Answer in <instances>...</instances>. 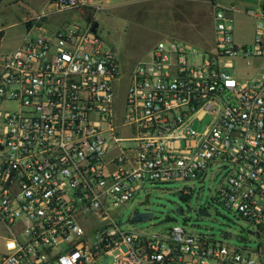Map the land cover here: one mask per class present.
<instances>
[{
	"label": "built area",
	"instance_id": "built-area-1",
	"mask_svg": "<svg viewBox=\"0 0 264 264\" xmlns=\"http://www.w3.org/2000/svg\"><path fill=\"white\" fill-rule=\"evenodd\" d=\"M102 4L47 0L0 47V264H264V4L215 1L212 50L161 40L129 69L99 34ZM234 13L253 21L249 43ZM46 21L54 32L33 35ZM218 166L215 199L257 248L139 228L147 211L124 222L148 184L185 198Z\"/></svg>",
	"mask_w": 264,
	"mask_h": 264
},
{
	"label": "rangeland",
	"instance_id": "rangeland-1",
	"mask_svg": "<svg viewBox=\"0 0 264 264\" xmlns=\"http://www.w3.org/2000/svg\"><path fill=\"white\" fill-rule=\"evenodd\" d=\"M98 15L99 34L107 45L116 49L121 62L129 69L144 60L149 48L161 40H184L213 49V21L211 4L215 1L229 6L249 4L257 8L264 0H102ZM47 0H0V29L3 32L1 49L14 50L26 38V19L44 9ZM236 40L249 43L253 36V21L234 13ZM25 23V24H24ZM56 25L46 21L33 35H51ZM5 33V35H4ZM199 45V46H200ZM205 45V46H206ZM124 95L123 88L121 90ZM198 130L199 125L194 127ZM227 169L215 167L203 183H196L193 193L181 197L177 192L182 183L147 185V190L124 210V222L133 210L152 212V218L139 228L161 230L173 226L187 231L214 235L232 246L255 249L261 239L248 234L249 224L238 214L228 210L215 197ZM209 204V215L202 217L196 209ZM181 207L182 214L177 213ZM99 264H111L106 257Z\"/></svg>",
	"mask_w": 264,
	"mask_h": 264
},
{
	"label": "water",
	"instance_id": "water-1",
	"mask_svg": "<svg viewBox=\"0 0 264 264\" xmlns=\"http://www.w3.org/2000/svg\"><path fill=\"white\" fill-rule=\"evenodd\" d=\"M263 8H264V6H263ZM96 26H97V25H96ZM114 50L116 51V49H114ZM176 211H177L178 214H182V213H183L181 207H178ZM197 212L199 213L200 216H207V215H208V211H207L206 208H204V207L199 208V209L197 210ZM151 215H152V213H148V214H137V215L135 216V221H136V222L143 221V220H145L146 218L151 217Z\"/></svg>",
	"mask_w": 264,
	"mask_h": 264
},
{
	"label": "crops",
	"instance_id": "crops-1",
	"mask_svg": "<svg viewBox=\"0 0 264 264\" xmlns=\"http://www.w3.org/2000/svg\"><path fill=\"white\" fill-rule=\"evenodd\" d=\"M109 1H111V0H106V2H109ZM211 8H212V6H211ZM212 14H213V9H212ZM56 20V22H59V19H55ZM26 22V21H25ZM25 24V23H24ZM25 29H26V33H28V28H27V26L25 27ZM3 32H5L4 30L2 31V33H1V35H0V41L2 42L3 41ZM4 35H5V33H4ZM27 35V34H26ZM1 42H0V47H2L1 46ZM21 43V42H20ZM19 43V44H20ZM19 46V45H18Z\"/></svg>",
	"mask_w": 264,
	"mask_h": 264
},
{
	"label": "flooded vegetation",
	"instance_id": "flooded-vegetation-1",
	"mask_svg": "<svg viewBox=\"0 0 264 264\" xmlns=\"http://www.w3.org/2000/svg\"><path fill=\"white\" fill-rule=\"evenodd\" d=\"M208 206H210L209 204H205L204 206H202V207H204V208H206V210L208 211L209 210V207Z\"/></svg>",
	"mask_w": 264,
	"mask_h": 264
}]
</instances>
